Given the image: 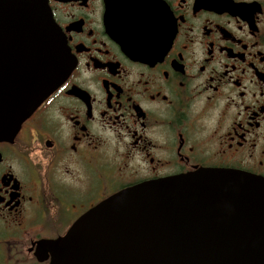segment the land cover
Listing matches in <instances>:
<instances>
[{
    "label": "flooded vegetation",
    "instance_id": "obj_1",
    "mask_svg": "<svg viewBox=\"0 0 264 264\" xmlns=\"http://www.w3.org/2000/svg\"><path fill=\"white\" fill-rule=\"evenodd\" d=\"M46 5L74 67L0 141V264H51L124 189L203 170L264 179V0Z\"/></svg>",
    "mask_w": 264,
    "mask_h": 264
},
{
    "label": "water",
    "instance_id": "obj_2",
    "mask_svg": "<svg viewBox=\"0 0 264 264\" xmlns=\"http://www.w3.org/2000/svg\"><path fill=\"white\" fill-rule=\"evenodd\" d=\"M73 67L46 0H0V141ZM51 249V264H264V179L203 170L124 189Z\"/></svg>",
    "mask_w": 264,
    "mask_h": 264
}]
</instances>
